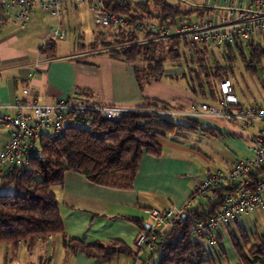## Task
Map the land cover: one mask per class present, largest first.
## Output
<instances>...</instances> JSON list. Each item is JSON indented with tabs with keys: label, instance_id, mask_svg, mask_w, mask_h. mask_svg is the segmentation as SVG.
I'll return each instance as SVG.
<instances>
[{
	"label": "trees",
	"instance_id": "trees-1",
	"mask_svg": "<svg viewBox=\"0 0 264 264\" xmlns=\"http://www.w3.org/2000/svg\"><path fill=\"white\" fill-rule=\"evenodd\" d=\"M104 5L107 10L132 21L146 18L163 21L183 14L179 6L171 5L167 0H145L133 5L126 1L124 6H119L117 0H105ZM141 38L132 31L107 30L95 34L90 43L84 44L78 35L75 53L102 50L125 61L133 68L137 84L143 90L164 74L165 61L179 62L181 49H188L195 66L190 71L195 79L191 92L216 106L220 104L218 86L221 81H230L235 93L232 79L237 59L250 75L259 72L264 60V47L258 44L249 46L246 51L233 47L218 49L223 62L219 65L210 59L211 48L190 47L177 39L138 44ZM56 50L57 44L51 40L39 52L51 59L56 56ZM238 106L244 107L240 101ZM171 111L174 110L163 102L146 99L119 120L90 115L80 124L67 126L56 137H40L43 160L31 157L26 167L5 170L0 176V188L11 186L14 190L12 195L0 194V245L16 246L21 242L32 245L39 238L59 236L68 252H78L97 261L130 254V250L117 240L88 243L69 238L64 232L53 189L62 187L65 173L72 172L95 186L128 191L132 189L142 156L160 157L163 152L161 140L167 135L180 132L215 134L213 129L202 126L199 121L169 113ZM175 115L177 119L173 120ZM81 124L86 127H80ZM257 175L250 174L247 178L256 181ZM232 192L231 186L218 189L206 196L202 213L196 210L181 216L176 227L164 233L160 250L150 253L157 256L156 264H216L217 260L205 248L203 236H190L189 228L195 221L207 222L215 217L224 197ZM134 223L140 233L146 232L139 221ZM232 223L236 232L227 224L216 234L218 258H227V237L237 255V264H258L264 258V235L249 236L240 217Z\"/></svg>",
	"mask_w": 264,
	"mask_h": 264
},
{
	"label": "crops",
	"instance_id": "crops-1",
	"mask_svg": "<svg viewBox=\"0 0 264 264\" xmlns=\"http://www.w3.org/2000/svg\"><path fill=\"white\" fill-rule=\"evenodd\" d=\"M69 6L77 9L65 2V17ZM81 6L88 10L85 5ZM59 22L62 25L63 18ZM6 24H0V29ZM50 36L49 33L41 36L38 57L33 61L26 54L5 52L0 46V106L34 99L39 105L64 100L134 110L146 99L159 101L146 94L145 88L140 89L129 64L102 50L46 58L39 50ZM154 84L156 82L151 85ZM23 90L29 91V97L23 95ZM188 104L190 108L193 106V103ZM2 114L14 116L15 110L7 109ZM197 121L213 129L215 134L180 132L167 135L161 140L160 157L142 156L132 189L128 191L95 186L72 172L65 173L62 187L53 189L64 232L69 238L88 243L117 240L130 250V254L97 261L78 252H68L61 238L53 236L39 238L32 245L27 242L16 246L0 245V264H147L143 260L145 253H149L151 260L154 256L148 251L134 250V240L140 233L134 221H139L147 232L151 226L148 212L170 208L184 211L195 185L217 172L210 171V165L225 173L234 162L250 156L248 146L245 149L240 142V134L230 132L234 123L228 122V128L210 119ZM253 130L257 132L255 126ZM9 133L10 128L0 124V148L8 140ZM247 142L249 144V140ZM194 209L193 205L189 212ZM242 220L249 236L264 235V208L257 215ZM229 229L236 232L232 222ZM226 239L227 258H217L216 264H237V255ZM257 263L264 264V258Z\"/></svg>",
	"mask_w": 264,
	"mask_h": 264
},
{
	"label": "built area",
	"instance_id": "built-area-1",
	"mask_svg": "<svg viewBox=\"0 0 264 264\" xmlns=\"http://www.w3.org/2000/svg\"><path fill=\"white\" fill-rule=\"evenodd\" d=\"M67 1L72 5H85L93 24L105 31L127 30L139 34L142 38L138 44L177 39L190 47H233L244 51L254 44L264 47V0H204L202 6H195L188 14L163 21L148 18L132 21L107 10L105 0H0V24L12 23L25 27L34 8L60 17ZM117 3L124 6L126 0H117ZM50 34L64 38L66 31L53 29ZM218 90V107L196 104L190 111L177 115L200 121L214 118L241 123L249 129L258 125L256 134L248 138L250 156L234 162L227 172L211 173L197 183L189 202L183 208L184 211L174 208L150 210V229L136 237L133 243L135 251L155 253L160 250L164 233L176 227L183 213L188 215L196 210L201 211L206 196L231 186L233 192L224 197L218 214L207 222L195 221L189 228L190 236H203L206 250L217 260L216 234L236 217L247 219L264 208V107L255 105L240 108L230 81H221ZM22 93L26 97L30 95L28 90H23ZM7 109L15 110V115H1ZM130 111L132 110L118 106H98L64 100L50 105H39L33 99L0 106V122L10 128L8 140L0 148V176L5 170L26 167L31 157L43 160L39 144L43 135L56 137L67 126L80 124L90 115L119 120ZM250 174H258L256 181L247 178ZM193 205L194 211L189 212Z\"/></svg>",
	"mask_w": 264,
	"mask_h": 264
},
{
	"label": "rangeland",
	"instance_id": "rangeland-1",
	"mask_svg": "<svg viewBox=\"0 0 264 264\" xmlns=\"http://www.w3.org/2000/svg\"><path fill=\"white\" fill-rule=\"evenodd\" d=\"M145 0H129L130 4L142 3ZM169 4L179 6L183 14H188L195 6H202L204 0H167ZM70 4V2H69ZM77 9L69 6L67 8V16L62 12L60 17L52 16L49 13L42 12L38 8H34L30 15L25 27L21 25L7 23L0 29V46L5 52H16L19 54H26L30 60H35L38 57L37 45L41 41V36L47 33H51L52 30L63 29L67 35L64 38L51 36L45 40V43L53 40L57 44L56 56L66 57L72 55L76 50L77 36L81 35L83 43L88 44L93 40V37L97 33L105 32V29L95 26L92 22V18L88 10L81 5L76 6ZM63 18V24L61 25L59 19ZM212 52V58L216 60L219 65H223L220 54L221 51L216 48L210 49ZM195 68L188 49H181V60L179 62H171L169 60L164 62V74L154 85L145 86V93L153 96L155 99L165 103L172 108V113L179 114L182 111H190L188 102L196 104H207L211 107H218L216 105H210L201 100L191 92V85H194L195 79L190 73ZM234 78L232 84L235 87V94L237 95L240 104L244 107L252 105H258L264 107V60L261 68L256 75H250L247 73L240 60L234 64ZM170 113V112H169ZM173 120H176V115L173 116ZM215 124L228 127L230 125L227 121L219 119H210ZM230 132H238L242 137L240 142L244 145L245 149L249 145L247 139L256 134V130L245 128L241 123H234ZM80 127H86L85 124L79 125ZM255 129L258 125H254ZM229 128V127H228ZM239 140V139H238ZM244 160V159H243ZM242 161V160H239ZM210 171H220L216 169L215 165L209 166ZM14 192L13 187L0 188L1 195H12ZM51 251V247L48 248ZM62 252V251H61ZM149 253H145L143 260L147 264H154L157 262V256L151 259ZM149 260V262H148Z\"/></svg>",
	"mask_w": 264,
	"mask_h": 264
},
{
	"label": "water",
	"instance_id": "water-1",
	"mask_svg": "<svg viewBox=\"0 0 264 264\" xmlns=\"http://www.w3.org/2000/svg\"><path fill=\"white\" fill-rule=\"evenodd\" d=\"M182 216H184V215H182Z\"/></svg>",
	"mask_w": 264,
	"mask_h": 264
}]
</instances>
